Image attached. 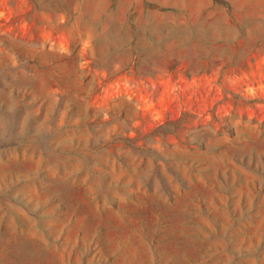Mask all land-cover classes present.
I'll list each match as a JSON object with an SVG mask.
<instances>
[{"label":"rangeland","instance_id":"1","mask_svg":"<svg viewBox=\"0 0 264 264\" xmlns=\"http://www.w3.org/2000/svg\"><path fill=\"white\" fill-rule=\"evenodd\" d=\"M0 264H264V0H0Z\"/></svg>","mask_w":264,"mask_h":264}]
</instances>
